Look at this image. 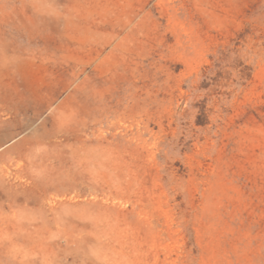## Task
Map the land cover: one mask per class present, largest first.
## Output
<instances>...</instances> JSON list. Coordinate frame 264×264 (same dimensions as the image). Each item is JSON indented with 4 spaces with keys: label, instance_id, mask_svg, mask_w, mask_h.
Segmentation results:
<instances>
[{
    "label": "rangeland",
    "instance_id": "obj_1",
    "mask_svg": "<svg viewBox=\"0 0 264 264\" xmlns=\"http://www.w3.org/2000/svg\"><path fill=\"white\" fill-rule=\"evenodd\" d=\"M0 264H264V0H0Z\"/></svg>",
    "mask_w": 264,
    "mask_h": 264
}]
</instances>
